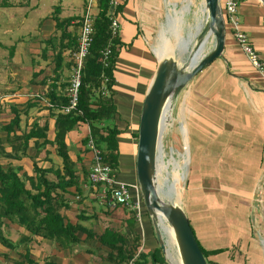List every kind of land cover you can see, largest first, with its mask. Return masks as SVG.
Here are the masks:
<instances>
[{
  "label": "crops",
  "instance_id": "1",
  "mask_svg": "<svg viewBox=\"0 0 264 264\" xmlns=\"http://www.w3.org/2000/svg\"><path fill=\"white\" fill-rule=\"evenodd\" d=\"M88 1L89 0H87V2ZM120 2L122 3L121 0H118V3ZM191 3L192 0H137L132 8H123L121 13H117L116 16H114L118 20L119 30L120 27L122 30L120 35L118 30L121 46L115 64L116 82L112 87L114 91L112 100L117 112L112 122L116 124L119 129L116 138L118 143V166L114 176L116 180L122 183L138 185L135 170L137 153V140L135 139V134L138 132L139 115L145 91L143 90L141 92L140 99L138 97L135 98L132 95L133 88L136 87L135 89H137L139 84L136 85L133 83L131 86L129 81L132 82L135 79L130 78L132 76L125 74L124 71H122L123 68L118 66V60L120 56H122L124 50L131 49L130 45L134 47L135 43L140 45L141 41L140 36H138L135 43H133L131 38L135 36V32L133 31L134 23L123 22L124 24L122 25V18L120 15L126 11L127 16L133 20V14H136L141 25H146L148 21L151 23V27L146 26L148 30L145 32L150 33L152 31V23L159 18V14H162L161 12H163L164 7L166 13L173 12L177 15L179 6L183 7V13L188 11ZM93 4L96 5L95 0H90L89 12ZM23 5L24 7H15L13 4L8 7H0V12L4 11L5 13L0 16V24L8 28L10 24L20 19L22 21L18 26L22 27L26 24L25 22L28 19L29 11L36 10L38 12L39 10V3L31 5L30 0H26V4ZM153 5L155 8L157 7V10H160L159 12L157 11V14H153L154 12L150 10L153 9ZM55 7L57 6L52 7L51 13L47 17H34L35 21L33 27L31 25L29 28L34 29L35 27L38 35L45 33V35H48L46 36L47 38L53 36L55 22L51 19V15ZM87 7L88 4L81 15L76 16L77 19L71 21L72 24L80 23L81 16L86 11ZM22 8L26 9V13H22V16L21 13L19 15L16 13L18 16L16 17L17 19H15V12L13 15H9L12 9L16 11V9ZM7 13L9 16H12L9 17L8 21H6ZM91 14L94 18L96 11L94 14ZM237 16L239 30L249 37L252 47L264 62V5L260 0H244L239 6ZM169 18L170 20L172 19L171 14H169ZM51 24H53V29L49 31H47L48 29H43L50 27ZM73 27L74 26H71L70 29ZM170 27H172L170 33L176 40L174 45V47H176L179 42L183 41V38L179 31L175 29V24L173 25L170 22ZM7 31L9 32L8 29ZM233 31L231 26L225 24V42L222 56L209 65L211 70L218 68L216 73L214 75L209 73L203 77L202 74L205 70H201L190 82L192 83L195 81V83L187 86V89L188 87H192V92L190 94L192 103L188 111L187 125L185 122L181 121L180 130L184 136L183 148L184 151H186L184 156L187 158V164L189 162L190 165L192 163V167L199 166L201 168L204 166L201 162L204 163L205 158H209L210 164L214 166L218 157L212 156L211 152H214L215 149H219L222 150V169L224 168L226 171L230 172V174L231 172L244 173L241 176L232 173V177L230 178V176H227V178H229L231 182L232 179L233 182L235 179H240V183L238 181L237 183H239L238 185L241 184L242 190L246 193L242 197L241 203L246 206L250 204L251 213L243 216L244 220L248 223V228H246L248 229L247 234H243V236H246L244 240L247 242V237L254 235L255 232L257 236L264 237V70L259 72L251 66L246 56L237 45ZM140 34L143 33L139 31V35ZM194 35V32L188 34L189 42L194 38ZM34 36L35 35L32 37ZM32 37H30V39ZM19 39L21 41L24 40L21 38ZM158 41V45L155 47L156 51H154L157 60L163 56L171 55L173 47L169 43V38L165 36L163 31L159 33ZM126 43H128V45H126ZM10 46V48L13 49L12 54L9 53L8 59L10 64L6 69L0 67V76L4 77L7 71L8 78H17L19 73L26 74L24 71L27 70L29 72V77L26 81L14 80L15 86L11 87V93H9L10 99L6 100L8 104L6 108L8 107L12 116V109L22 110L20 123L24 122L25 125H27V129L33 120H38L40 125L47 123V138L52 140L55 135L54 118L50 116L49 110L46 107L48 106L47 99L43 96L48 88V84L51 82L49 79L53 76V52L50 50L46 53V58L49 59L50 56L49 60L51 62L48 65L49 69L45 70L41 69L43 68L41 63L44 62L40 61L41 63L39 64L38 57H34L35 60H32V55L27 54L30 57V63L26 64L19 57L16 44L12 43ZM134 51H137V49H134ZM139 55L143 56L144 54ZM145 59L147 61L143 60V62H139V71L135 66L127 65V67H132L138 72L139 78H146L148 75V73L145 72L146 65L150 64V59L153 58L147 57ZM157 64L158 62L153 63L151 78ZM69 72L70 71H67L66 68L63 71V75L68 77ZM41 80H44L45 83H39ZM22 86H26V92L20 89ZM35 96L41 97L43 101L40 99L36 101ZM198 97H200V99H198ZM2 99L3 97H0L1 101ZM34 101H36L37 104L34 103L32 107L27 109V112H24L26 109L25 106ZM33 109H35V113L32 112ZM0 110H3V108ZM9 119L4 123H7ZM171 122L172 114L170 113L168 122L163 128V134L171 126ZM0 135L2 134L0 133ZM89 135L90 130L88 124L80 122L65 136L68 154L71 160L75 162L80 192L77 193L74 186L69 187L66 191H59L60 198L56 204V210H58V213L64 218V222H69L73 225L79 224L82 227L83 230L76 232V236L78 237L77 242L70 244L69 241L66 240L62 246L52 240L40 236H33L27 245L29 257L33 262L28 263L24 261L19 257L16 251L11 250L15 254V257L12 255L10 258L12 260L10 262L0 264H44L46 262H53L55 264H119L114 261L115 258L112 249H110L108 245L102 244L98 239L99 236H103L102 234L106 232L107 235L104 236V241L109 245L115 242L114 236L111 235V233L114 232L122 237L124 242L123 246L127 250L138 246V251L148 253L158 248L159 244L156 240L150 217L149 219L147 216L145 218V220L147 219V226L143 218L141 224H139L135 219L134 213L127 207L110 205L108 193L106 195L103 193L104 186L102 184H94L89 180L88 175L93 164V150L88 144L89 140L86 144L82 142V140ZM38 142H42V139H38ZM32 144L33 140H30V146ZM6 150L10 149L6 147ZM34 150L33 148L28 150L29 155L17 161V164L22 163V171H26L28 175H33V173H30V167L32 171L33 166L30 155L34 154ZM54 153L55 156H57L55 145L47 144L44 148L40 149L37 154L36 160L39 161L38 164L42 167L52 166L54 169H60L62 162L59 160V162H55V160L52 159ZM161 153L165 156L163 145ZM211 157L214 158L211 159ZM24 158L29 160V168L28 166L27 168L25 167L26 163L23 160ZM172 161L177 168L182 166L178 160L172 158ZM0 162L5 163L7 159L0 156ZM243 176H246V178ZM47 178L50 181L55 180V177L51 173L47 174ZM196 180L197 177L190 178L192 184ZM229 180L227 182H229ZM156 183L158 185L157 169ZM132 194L135 196V191H133ZM199 197L200 196H198V198ZM202 198L203 196L200 197V199ZM247 198H249L250 202L247 201ZM201 202L205 201L203 200ZM201 206V210L204 211L203 213L207 212L206 208H204L203 205ZM186 215L189 219L191 218L188 213H186ZM253 221L258 223H255L257 229ZM190 222L192 223L191 219ZM192 226L197 234L195 224L192 223ZM20 234L30 236V233L22 228L17 233L18 239ZM198 240L200 241V239ZM201 244L204 248H207L205 246L206 241L201 242ZM261 249L262 247L259 246L258 249H256L255 257L257 259L261 253ZM20 251L24 253L22 250ZM5 255L6 254H4V256ZM124 255H126V253H124ZM161 255L164 259L163 264H171L166 258L167 255H169L175 264H180L178 257H176L175 260L168 252L164 254L161 250ZM219 255H222V262L225 263L228 261V255H230V253L224 251ZM210 257L217 258L215 255ZM123 262L124 261H122L121 264ZM143 264L153 263L151 259H148V261Z\"/></svg>",
  "mask_w": 264,
  "mask_h": 264
},
{
  "label": "trees",
  "instance_id": "2",
  "mask_svg": "<svg viewBox=\"0 0 264 264\" xmlns=\"http://www.w3.org/2000/svg\"><path fill=\"white\" fill-rule=\"evenodd\" d=\"M95 2L96 15L93 19L92 42L81 69L78 102L76 108L68 112H63V108L69 103L70 78L65 77L63 71L66 68L70 71L72 68V54L77 50L79 34L77 29L80 28V23H71L77 19L76 16L61 18L58 15V6L54 8L51 15L58 34L44 40L41 57L46 58V53L50 50L53 52V76L50 77L51 82L43 96L47 99L48 106L46 107L49 114L54 118L55 135L53 139L47 138V123L40 125L38 120H33L28 129L27 125L26 129L22 128L20 123L22 110L15 108L11 110L13 116L9 121L0 125L2 134L0 135V156L7 159L5 163L0 162V243L16 251L19 257L28 263L33 262L27 250V245L33 236H40L60 245L66 240L74 244L78 240L76 232L83 230L79 224L64 222V218L56 210V204L60 198L59 191H66L74 186L77 193L80 192L75 162L71 160L65 142L66 134L80 122L88 124L90 135L82 142L86 144L89 139H92L94 146L101 152L103 163L110 166L113 175L118 166L116 138L119 129L116 124L109 122L115 119L117 113L112 100L114 94L112 87L116 82L115 64L119 56L121 40L118 32L112 33L110 25L111 17L122 12L123 3L113 5L112 0H95ZM4 6L8 7L12 4L8 0H0V7ZM71 26L74 27L70 29ZM107 47L110 53L104 60L102 51ZM10 49L9 53L12 54L13 49ZM39 83L43 84L45 81L41 80ZM103 88L108 91V96L102 93ZM35 100L39 101L36 97ZM36 101L28 103L24 112H27V109L34 103L37 104ZM137 138L138 132L135 134V139ZM38 139H42V142L39 143ZM30 140H33L31 146ZM47 144L55 145L56 154L62 162L60 169H54L52 166L42 167L38 164L37 154ZM6 147L10 150H6ZM32 148L35 149L34 154L30 155L33 175H28L26 171H22V165L17 164V161L28 156V150ZM49 173L55 177V180L50 181L47 178ZM188 220L190 224V219ZM9 223L16 225L17 233L22 228L29 232L30 236L20 234L19 239L11 240L7 236ZM192 231L207 264H216L212 262L213 260L210 261L209 257L222 254L226 250L222 247L204 248L196 237V231L193 228ZM102 235L98 239L112 249L116 263L121 264L122 261L132 258L138 251V246L130 250L124 248L122 237L114 232L111 235L114 236L115 242L111 245L104 241L107 232ZM148 259H151L153 264L164 263L159 246L148 253L138 251L136 264H143ZM44 264L55 263L46 262Z\"/></svg>",
  "mask_w": 264,
  "mask_h": 264
},
{
  "label": "rangeland",
  "instance_id": "3",
  "mask_svg": "<svg viewBox=\"0 0 264 264\" xmlns=\"http://www.w3.org/2000/svg\"><path fill=\"white\" fill-rule=\"evenodd\" d=\"M123 3V8H132L137 0H121ZM9 3L13 4L15 7L23 6V4H26V0H8ZM21 3L22 5H20ZM36 3H39V10L38 12L35 10L29 11L28 13V19L25 22L26 26L19 27L22 20H16L14 23L10 24L9 27L2 26L0 28V67L7 68L9 63V48L12 43L16 44V47H18L17 52L19 53V57L22 59V61L26 64L30 63V57L27 54L32 55V60H35L34 57H38L39 64L40 61H43L44 63H41V66L43 68L41 69H49L48 65L50 64V56L48 58H42L41 57V49L44 46V40L47 39L45 33L37 34L36 29L29 28V26L32 25L35 21L34 17H47L50 15V11L52 7L58 6V15L62 18H66L69 16H79L83 12V10L86 8V5L88 4L87 0H30L31 5H35ZM121 3V2H120ZM183 7L179 6L177 9V15L173 12L166 13V9L164 7L162 14L158 15V19L155 20L152 23V31L150 33L145 32L148 30L146 26L151 27V23L148 21L146 22V25L140 24V21L138 19V16L136 14H133L134 19H130L129 16H127L126 11L123 12L120 16L122 18L121 24L123 25V22H132L134 25V32L135 36L132 37L133 43H135V40L138 36H140L141 41L140 45L135 43V46L133 47L130 45L131 49H125L122 53V56H120L118 60V66L120 68H123L122 71H124L125 74L132 76L130 78H134L135 80L130 82V85L135 83L137 86L133 88L132 95L135 98L141 97V92L144 90H147L148 83L151 79V74L153 72V63H157V58L154 54L155 47L158 45L159 40V33L162 31L165 33V36L169 38L170 44L173 47L172 54H176V49L174 47L175 45V37L170 33L171 28L170 22L174 25L175 29L179 31V33L182 35V38L185 42L188 41V34L190 32H194L196 35L198 31V26L203 22L204 20V9H203V0H192V3L189 6L188 11L182 13ZM123 10V9H122ZM153 11V14H157V7L155 8L153 5V9H150ZM96 6L93 4L90 7V12L95 13ZM181 11V13H180ZM15 12V19L18 17L16 13L19 15L21 13H26V9H12L9 12L10 14H14ZM133 13V12H132ZM4 11L0 12V16L4 15ZM169 14H171L172 19L170 20ZM8 13L6 15L8 21L9 16ZM166 16V17H165ZM182 16V18H181ZM19 21V22H18ZM1 23V21H0ZM53 24H51L50 27L43 28L48 29L47 31L53 29ZM9 30V32L7 31ZM79 31V28L77 29ZM138 32H137V31ZM121 27L119 30V35L121 33ZM139 31L140 34L139 35ZM54 34H58L55 29L53 31ZM35 35L34 37H32ZM194 35V36H195ZM190 36V35H189ZM30 37H32L30 39ZM24 39V40H20ZM249 38V37H248ZM29 39V40H28ZM28 43H27V42ZM250 41V39H249ZM212 38L207 40L205 43V46L203 48V53H207L212 48ZM128 45V43H126ZM190 46V44L188 45ZM134 49H137V51H134ZM37 53V54H36ZM139 54H144L143 56H140ZM171 54V55H172ZM185 55V54H184ZM186 56V55H185ZM17 56V58L19 59ZM152 57L153 59H150V64H147L145 72L148 73V75L145 77H140L138 72L132 68L127 67V65H133L138 70V64L139 62L147 61L145 58ZM36 58V59H38ZM216 60V59H215ZM17 62V61H16ZM18 63V62H17ZM19 64V63H18ZM20 65V64H19ZM210 65V64H209ZM207 65L202 70H205L202 76H206L209 73L211 75H214L218 68H214L211 70L210 66ZM139 71V70H138ZM26 74H18L17 78H8L7 77V71L5 72V76L0 78V97H3L2 101L0 100V109L3 108V110H0V125L4 123L6 120H8L12 114L9 111L8 105L6 103V100L10 99L9 93H11V87L15 86L14 80L16 81H22L27 80L29 77V72L27 70L24 71ZM72 69H70L69 72V78H71ZM146 74V73H145ZM137 76V77H136ZM142 81V82H141ZM140 82V83H139ZM191 82V81H190ZM188 83L193 85L195 81L192 83ZM187 85V86H188ZM132 86V85H131ZM187 86L183 89L181 92L179 98L177 99L174 109L172 110V122L171 126L167 129V131L163 134L162 138V145L165 150V156L161 153L160 160L158 161L157 165V172H158V185L159 189L162 190L164 193H167L168 197L171 198V200L175 203H179L180 206L184 209L186 213L189 214L191 217V221L193 224H195L196 230H197V238L200 239V243L206 241V247L215 249L222 247L225 249V252H229L230 255H228V261L223 263L222 262V255H215V258L209 257L210 261L216 263V264H264V237L263 236H257L256 232L254 235H250L247 237V242L244 240L246 236H243V234H247L246 228H248V223L244 220L243 216L249 215L251 213L250 204L249 206L243 205L241 203L242 197L244 196L245 191L242 190L240 179L234 180L232 179V182L227 178V176L232 177V173H235L238 176L243 175V172H228L224 168L222 169V150L215 149L214 152H211L212 156H217V162L213 166L210 164L209 158H205L204 163L201 162L202 166L201 168L198 167H192V163L186 162L187 158L184 156V140H183V134L180 130V122L183 121L187 125V117H188V111L190 110V105L192 103L191 100V89L192 87ZM190 86V85H189ZM141 88V89H140ZM22 91H27L26 86H22ZM139 89V90H138ZM17 91V90H15ZM40 91V90H39ZM41 92V91H40ZM40 95V94H39ZM109 93L106 90L105 96H108ZM43 96V94H42ZM36 98L42 100L41 97L35 96ZM15 98V97H14ZM200 99V97H198ZM43 101V100H42ZM3 104V105H2ZM2 106V107H1ZM33 113H35V109L32 110ZM110 124L113 122L110 121ZM21 127L26 129V125L24 122L21 123ZM76 127V126H75ZM74 127V128H75ZM189 142V141H188ZM171 156L178 160L182 166L177 168L174 165V162L172 161ZM214 157H211L213 159ZM55 160V162L61 161V158L58 156H55L52 158ZM26 163V168L30 167L29 160L27 158L23 159ZM59 160V161H58ZM24 163V165H25ZM22 164V163H21ZM187 165V166H185ZM32 166V165H31ZM48 168V167H47ZM31 167H30V173H32ZM197 177V180L192 184V181H190V178ZM226 176V178H225ZM246 178V176H243ZM229 180V182H227ZM237 181L239 183H237ZM238 186V187H237ZM237 187V188H235ZM257 187V186H256ZM198 196L200 197L198 198ZM205 202H201V201ZM247 201H249V198H247ZM206 208L207 212L203 213L204 211L201 210L202 206ZM201 211V212H200ZM200 212V214H199ZM149 219V215L146 211V209L143 207V215L142 218L145 220V218ZM147 219L145 220V225ZM192 223L190 222L191 227ZM254 226L256 228V224H258L256 221H253ZM9 229L7 230V236L15 241L17 240V232H16V225L9 223ZM194 229V228H193ZM257 229V228H256ZM166 230V229H165ZM168 237V238H167ZM167 245H168V253L176 260L177 254L174 245L171 243V239L169 237V232L167 231ZM17 238V239H16ZM147 238H148V231H147ZM242 240V241H241ZM173 242V241H172ZM202 245V244H201ZM259 247H262L260 250L261 253L258 256V259L255 257L256 249ZM253 250V252H252ZM4 254H6L4 256ZM12 255L15 257V254L10 250L7 249V247L3 246L0 243V263H7L10 262L12 259ZM258 255V252H257ZM167 260L171 264H175L173 260L167 255Z\"/></svg>",
  "mask_w": 264,
  "mask_h": 264
},
{
  "label": "water",
  "instance_id": "4",
  "mask_svg": "<svg viewBox=\"0 0 264 264\" xmlns=\"http://www.w3.org/2000/svg\"><path fill=\"white\" fill-rule=\"evenodd\" d=\"M264 5V0H260ZM204 20L194 38L179 42L176 54L158 61L141 105L138 125L136 178L145 209L151 219L156 240L164 254L168 252L167 232L163 223L172 228L174 247L180 264H207L188 217L179 203H175L159 189L156 169L162 152V138L167 111L173 107L183 89L204 67L222 56L225 42V22L219 0H203ZM213 44L203 53L208 39ZM190 44V46H188ZM186 56H185V55ZM172 157V156H171ZM173 158V157H172Z\"/></svg>",
  "mask_w": 264,
  "mask_h": 264
},
{
  "label": "built area",
  "instance_id": "5",
  "mask_svg": "<svg viewBox=\"0 0 264 264\" xmlns=\"http://www.w3.org/2000/svg\"><path fill=\"white\" fill-rule=\"evenodd\" d=\"M242 1L244 0H219V7L225 24L231 26L234 30L233 35L240 50L246 56L251 66L261 72L264 70V62L252 47L248 36L238 28L239 23L237 15ZM88 2V7L79 21L80 28L77 40V50L72 54L73 65L71 68L72 74L69 86V103L63 108V112H68L69 110L76 108L80 87L81 69L92 42L94 18L89 12L90 0ZM117 3L118 0H112L113 5ZM110 28L113 34H116L119 30V23L115 17H111ZM109 53L110 50L108 47L102 51L104 60H106ZM102 93L105 95V88L102 89ZM88 144L93 150V164L88 175L89 180L94 184H102L104 186L103 193L105 195L108 193L111 206L121 205L127 207L134 213L136 221L141 224L143 207L145 208V206L139 186L125 184L116 180L115 176L112 174L110 166L103 163L101 152L94 146L92 139H89ZM133 191H135V196L132 194ZM137 257L138 252L122 264H136Z\"/></svg>",
  "mask_w": 264,
  "mask_h": 264
},
{
  "label": "bare ground",
  "instance_id": "6",
  "mask_svg": "<svg viewBox=\"0 0 264 264\" xmlns=\"http://www.w3.org/2000/svg\"><path fill=\"white\" fill-rule=\"evenodd\" d=\"M199 27V26H198ZM167 116L168 117H170V111H167ZM168 121H165V125H166V123H167ZM164 125V126H165ZM163 225H164V228L166 229V232L168 231L169 232V237H170V239L171 240H173V243L175 242L174 240V234H173V231H172V228L171 227H169L166 223H163ZM172 243V242H171Z\"/></svg>",
  "mask_w": 264,
  "mask_h": 264
}]
</instances>
